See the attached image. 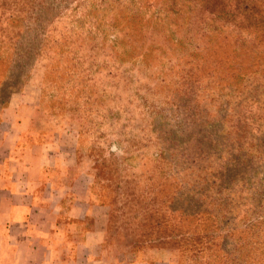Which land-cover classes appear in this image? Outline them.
Masks as SVG:
<instances>
[{
    "label": "rangeland",
    "instance_id": "374dc122",
    "mask_svg": "<svg viewBox=\"0 0 264 264\" xmlns=\"http://www.w3.org/2000/svg\"><path fill=\"white\" fill-rule=\"evenodd\" d=\"M170 3L0 0V115L75 154L120 264H264L263 41Z\"/></svg>",
    "mask_w": 264,
    "mask_h": 264
},
{
    "label": "crops",
    "instance_id": "0c3cea01",
    "mask_svg": "<svg viewBox=\"0 0 264 264\" xmlns=\"http://www.w3.org/2000/svg\"><path fill=\"white\" fill-rule=\"evenodd\" d=\"M25 123L21 113L0 115V264H120L91 175Z\"/></svg>",
    "mask_w": 264,
    "mask_h": 264
},
{
    "label": "trees",
    "instance_id": "16d2710c",
    "mask_svg": "<svg viewBox=\"0 0 264 264\" xmlns=\"http://www.w3.org/2000/svg\"><path fill=\"white\" fill-rule=\"evenodd\" d=\"M166 11L177 18L172 24L182 29V35L189 37L191 42L199 35L204 39L228 29L232 33L240 30V35L253 34L258 43L263 41L264 44V13L258 10L255 0H186L184 5L173 0ZM167 32L175 34L171 27ZM194 50L200 55L202 49L194 47Z\"/></svg>",
    "mask_w": 264,
    "mask_h": 264
}]
</instances>
